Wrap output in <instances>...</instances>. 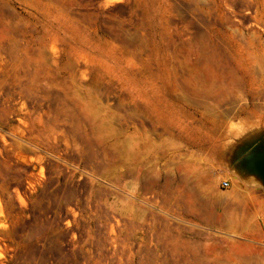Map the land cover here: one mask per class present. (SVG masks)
<instances>
[{
	"label": "rangeland",
	"instance_id": "1",
	"mask_svg": "<svg viewBox=\"0 0 264 264\" xmlns=\"http://www.w3.org/2000/svg\"><path fill=\"white\" fill-rule=\"evenodd\" d=\"M262 45L264 0H0V264H157L156 200L105 191L103 156L133 133L199 149L264 131ZM229 237L207 264H264L263 240Z\"/></svg>",
	"mask_w": 264,
	"mask_h": 264
},
{
	"label": "crops",
	"instance_id": "2",
	"mask_svg": "<svg viewBox=\"0 0 264 264\" xmlns=\"http://www.w3.org/2000/svg\"><path fill=\"white\" fill-rule=\"evenodd\" d=\"M124 139L123 148L110 146V157L100 154L108 159L102 176L108 182L105 191L116 195L119 184L126 199L156 200V222L145 227L161 232L157 264L180 263L182 256L193 264L227 262L230 245H237L229 236L264 241V189L222 168L218 162L226 159L228 144H200L203 148L198 149L196 139L182 143L162 138L152 143L143 132ZM222 175L228 179L220 180ZM222 181L228 182L227 188H221ZM150 209L148 202L140 214L150 215ZM110 211L118 213L116 208ZM124 215L126 228H133V210L126 206Z\"/></svg>",
	"mask_w": 264,
	"mask_h": 264
},
{
	"label": "water",
	"instance_id": "3",
	"mask_svg": "<svg viewBox=\"0 0 264 264\" xmlns=\"http://www.w3.org/2000/svg\"><path fill=\"white\" fill-rule=\"evenodd\" d=\"M225 158L238 179L259 183L264 189V131L252 132L233 142Z\"/></svg>",
	"mask_w": 264,
	"mask_h": 264
},
{
	"label": "bare ground",
	"instance_id": "4",
	"mask_svg": "<svg viewBox=\"0 0 264 264\" xmlns=\"http://www.w3.org/2000/svg\"><path fill=\"white\" fill-rule=\"evenodd\" d=\"M254 55H255V57H256L257 59H259V60L264 59V45L260 46V48H258V49L256 50V52H255ZM248 61H249V57L246 56L245 54H242V57H241V58H237V59H236V63L241 64V65H243V66H245V65L248 63ZM153 91L156 92L157 90L154 89ZM154 107H156V106L154 105ZM80 110L82 111L85 120H86V121L88 120L89 123H90V125H91L92 128H93V129L90 130V134H89L91 138H86V139H84L86 145H88V146H92V143L90 142V140H92V142L94 141L95 144H100V143H102V141H100L98 138H95V136H93V134H92V131L95 129V125H96L95 121L92 119V116H93V115H90V113H92L93 110H91V109H87V108H82V109H80ZM83 123H84V122H83ZM77 124H78V123H77ZM79 124H80V122H79ZM87 130H88V129H87ZM81 134H82V133H81ZM87 135H88V134H87ZM82 141H83V140H82ZM93 144H94V143H93ZM95 144H94V145H95ZM94 145H93V146H94ZM1 228H2V225H1ZM2 230H3V229H2ZM3 233H4V232H3ZM2 235H3V234H2Z\"/></svg>",
	"mask_w": 264,
	"mask_h": 264
},
{
	"label": "built area",
	"instance_id": "5",
	"mask_svg": "<svg viewBox=\"0 0 264 264\" xmlns=\"http://www.w3.org/2000/svg\"><path fill=\"white\" fill-rule=\"evenodd\" d=\"M220 186H221L222 189H225V188L228 187V182L227 181H222Z\"/></svg>",
	"mask_w": 264,
	"mask_h": 264
}]
</instances>
